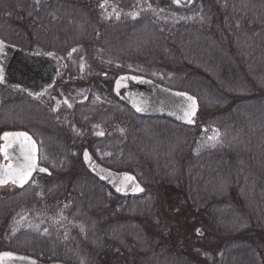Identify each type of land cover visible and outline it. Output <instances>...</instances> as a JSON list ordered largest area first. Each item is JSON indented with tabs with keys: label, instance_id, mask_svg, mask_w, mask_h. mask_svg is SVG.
Returning <instances> with one entry per match:
<instances>
[{
	"label": "rangeland",
	"instance_id": "1",
	"mask_svg": "<svg viewBox=\"0 0 264 264\" xmlns=\"http://www.w3.org/2000/svg\"><path fill=\"white\" fill-rule=\"evenodd\" d=\"M153 1L161 7L156 9ZM236 1L195 0L186 8L177 7L175 0L96 2L84 21L70 24L82 40L78 47L56 46V27L45 33L52 27L32 14L25 23L11 17L7 26L0 16V31L30 40L23 50L52 55L62 67L56 87L36 100L20 89L0 86V129L30 130L40 146L41 165L53 173L39 176L22 193L13 187L0 190V251L45 263L226 264L222 247L229 237L210 240L208 234H195L188 204L190 199L203 207L230 186L219 180L212 188L208 183L199 188L211 181L209 174L222 172L208 163L210 154L224 145V130L208 127L200 118L188 130L166 120H143L116 97L113 87L117 77L129 73L191 93V75L199 70L191 67L196 58L189 49L193 45L205 55L211 49L195 45L193 34L203 31L204 24L220 28L232 16L237 29L243 28L252 7L244 12ZM90 26L88 38L85 28ZM188 31L189 40L181 43ZM47 42L53 45L40 47ZM226 44L222 38L217 47ZM86 149L107 167L136 175L144 186L156 177L163 180L155 190L146 187L147 193L136 200L124 198L88 171ZM201 193L208 194L204 203L201 196L197 199Z\"/></svg>",
	"mask_w": 264,
	"mask_h": 264
},
{
	"label": "trees",
	"instance_id": "2",
	"mask_svg": "<svg viewBox=\"0 0 264 264\" xmlns=\"http://www.w3.org/2000/svg\"><path fill=\"white\" fill-rule=\"evenodd\" d=\"M101 1L108 0H0V16L5 18L7 26L11 17L25 23V17L28 19V14H32L35 19L44 20V23L52 27L45 33L49 34L56 27L53 32L55 39L51 36L56 41V46L78 47L82 40L72 33L73 26L70 24H78L87 15L86 10L95 7L96 2L100 5ZM161 3L164 4L163 1ZM236 4L240 5L244 12L247 11L246 6L252 7V11H247L250 17L245 21L243 28L237 29L238 24L233 22L237 18L234 16L228 19L229 23H221L220 28H211L204 24L206 28L203 31L197 34L192 32V39L194 38L195 45L202 44L203 49L204 46H209L211 49L207 51L210 53H196L195 49H192L193 45L190 49L187 48L190 55L194 52L196 61L185 66L191 65L195 70H199L194 73L195 77L191 75L190 83L193 89L188 90L200 100L202 110L198 119H202L208 127L218 126V130H224L221 131L222 135H226L223 137L224 145L219 152L210 154L212 159L208 163L222 172L209 174L211 181L202 183L199 188H203L207 183L212 188L219 180H226L230 185L229 188L213 195L210 203L202 204L203 207L188 199L191 209L189 214L192 215L193 224H196L195 234H208L210 240L221 235L229 237L222 247L223 254L227 257L226 264H264V253L261 252L264 243V0H238ZM152 5L156 9L161 7L156 6L154 1ZM58 19H61V23L55 25V20ZM250 19L256 24L251 26ZM66 28L69 29L68 33L64 32ZM91 30V26L85 28L88 38L92 34ZM0 32L1 38L11 40L20 47L28 46L30 42L23 35L10 37L11 31ZM39 34L41 36L42 32ZM189 35V31L187 36L183 35L181 43L189 40ZM222 38H226V48L224 45L223 48L217 47ZM39 44L40 47L50 48L52 43ZM142 119L149 122L166 120L173 123L160 117ZM181 126L187 130L189 128ZM167 134L172 137L170 133ZM161 136L163 134H155L154 137L162 138ZM204 157L208 158L206 154ZM155 179L145 186L157 189L158 185L155 184L163 179ZM95 195L94 193L93 196ZM207 195L201 193L197 199L201 196L202 201ZM217 197L222 200L219 201Z\"/></svg>",
	"mask_w": 264,
	"mask_h": 264
},
{
	"label": "water",
	"instance_id": "3",
	"mask_svg": "<svg viewBox=\"0 0 264 264\" xmlns=\"http://www.w3.org/2000/svg\"><path fill=\"white\" fill-rule=\"evenodd\" d=\"M195 0H178L177 7H190ZM0 74L3 76L2 86L12 88L20 87L29 96L37 98L41 96L48 88H53L60 75L59 62L51 55H45L35 50H22L19 46L10 44L0 39ZM114 93L125 103L128 104L134 112L141 117H165L178 124L193 126L200 112V101L195 95L170 89L156 83L154 80L133 74H124L116 79ZM178 93L183 95H177ZM188 97L192 99L189 100ZM194 101V103H193ZM140 108V111H137ZM194 111L190 117L186 113ZM191 118L193 123H188ZM8 133H26L35 142V163L36 168L28 177L27 186L36 173L50 175L51 172L39 165V146L36 140L25 131L8 132ZM4 136V135H3ZM3 148L9 156L10 165L16 169L19 164L24 163L23 152L30 145L24 141L23 137L19 139L9 138ZM15 152H21L17 154ZM5 155V152L2 151ZM87 153V157L85 156ZM83 160L88 170L95 175L101 182L108 185L114 192L121 196L131 197L145 193L146 188L140 183L138 178L129 172H116L102 166L95 160L89 150L84 151ZM9 166V165H8ZM7 166V167H8ZM6 166L0 165V169H6ZM46 169L41 172L40 169ZM0 173V177H2ZM132 177V180L125 179ZM12 183V177L7 178V182L0 184L6 186ZM14 184V183H12ZM18 188L19 183H15ZM138 186V188H137ZM117 188L120 191H117ZM139 189H143L140 191ZM0 264H61V263H44L33 257L20 255L11 251L0 252Z\"/></svg>",
	"mask_w": 264,
	"mask_h": 264
},
{
	"label": "snow or ice",
	"instance_id": "4",
	"mask_svg": "<svg viewBox=\"0 0 264 264\" xmlns=\"http://www.w3.org/2000/svg\"><path fill=\"white\" fill-rule=\"evenodd\" d=\"M178 2V0H176ZM2 47V45H0ZM0 82H3V76L0 74ZM177 95H183L178 93ZM189 100H191V97H188ZM194 103V101H193ZM70 106V105H69ZM140 108H137V111H140ZM187 116L194 115V111L191 113H186ZM188 123H193L191 118L187 120ZM101 135L103 133H100ZM19 139L23 137L24 141L27 142L30 146L27 147V149L23 152L24 155V163L19 164L16 169H13L11 165H9L6 169H0V173H2V177H0V184L6 183L8 177H12V183H19L20 187H23L24 183H27V179L29 176H31L32 172L36 168L35 163V142L32 141V138L28 136L26 133H4L3 138L7 141L9 138ZM209 139H214V137H209ZM214 146V145H213ZM0 151L5 152V159H8V154L5 151L4 148H0ZM85 156L87 157V153H85ZM41 172L46 171V169L41 168ZM127 180H132V177H126ZM138 188V186H137ZM140 191H143V189H139ZM117 191H120L119 188H117Z\"/></svg>",
	"mask_w": 264,
	"mask_h": 264
},
{
	"label": "flooded vegetation",
	"instance_id": "5",
	"mask_svg": "<svg viewBox=\"0 0 264 264\" xmlns=\"http://www.w3.org/2000/svg\"><path fill=\"white\" fill-rule=\"evenodd\" d=\"M31 97H29V99H30ZM40 98V97H39ZM39 98H31L32 100H36V99H39ZM17 131H26V132H28V133H30V131L28 130V129H26V128H24V129H16V128H8V129H0V141H1V145H0V148H3V146L6 144L3 140H2V137H3V135H4V133H6V132H17ZM31 134V133H30ZM15 153H17V154H20L21 152H15ZM8 158H9V156H8ZM10 159V158H9ZM9 159H5V155L2 153V151H0V165H3V166H8V165H10V163H11V161L9 160ZM40 166H41V164H40ZM5 187H13V188H15L16 190H21V189H19L16 185H14V184H12V183H9V184H7L6 186H0V190L2 189V188H5Z\"/></svg>",
	"mask_w": 264,
	"mask_h": 264
}]
</instances>
